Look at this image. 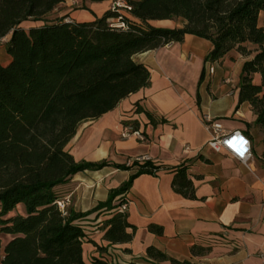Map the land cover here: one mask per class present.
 I'll return each instance as SVG.
<instances>
[{"label":"trees","instance_id":"1","mask_svg":"<svg viewBox=\"0 0 264 264\" xmlns=\"http://www.w3.org/2000/svg\"><path fill=\"white\" fill-rule=\"evenodd\" d=\"M67 0H0V41L11 35L6 53L11 62L0 65V264H86L83 245L90 243L89 213L57 205L56 189L77 173L113 167L137 172L95 211L111 213L101 229L112 245L132 241L135 227L119 210L135 178L159 169L149 161L131 166L76 162L66 146L79 127L113 111L122 101L150 84L148 68L134 56L181 44L186 36L209 41L205 62H218L231 52L247 61L240 77L239 104L248 103L256 126L264 135V0H126L127 15L110 10L92 22L49 23L46 17ZM86 4L114 0H76ZM182 20V28H158L152 23ZM118 21V22H117ZM42 22L26 29L24 23ZM123 25V26H122ZM259 76V83L255 77ZM199 102V99H198ZM136 112L142 113L136 105ZM152 126L166 123L144 112ZM131 125L137 129V123ZM173 191L196 199L187 167L174 170ZM117 198V203L113 204ZM22 207V214L15 212ZM99 228H96V231ZM130 231V232H129ZM149 231L161 234L150 226ZM9 240L2 245V238ZM210 248L194 245V258ZM146 258L156 264H191L177 261L153 247ZM90 264L118 263L106 257Z\"/></svg>","mask_w":264,"mask_h":264},{"label":"crops","instance_id":"2","mask_svg":"<svg viewBox=\"0 0 264 264\" xmlns=\"http://www.w3.org/2000/svg\"><path fill=\"white\" fill-rule=\"evenodd\" d=\"M75 4L76 0H67L50 14L58 13L56 19L50 21L48 15L46 23L60 22L63 16L65 22H92L110 10L111 2L96 9L89 4L91 12L83 10L79 15ZM10 37L0 41V49L5 51L0 60L3 67L11 62L6 53ZM212 49L209 41L186 36L181 44L134 56L135 62L148 68L149 86L98 120L82 124L66 146L76 162L127 166L145 158L159 167L153 174L135 178L127 192V221L135 227L128 244L112 245L104 239L101 226L113 215L95 209L108 200L110 191L136 174L135 167L80 172L56 189L59 198L69 197L68 210L89 213L84 221L91 233V242L83 245L86 264L101 257L118 263L156 264L146 258L149 247L191 264H264V135L255 124L251 106L239 104L240 77L247 60L231 52L218 62H205ZM209 65L215 68L212 75L207 71ZM259 80L256 76L255 81ZM136 105L166 123L150 125L144 112H136ZM205 115L220 122L224 132L239 131L250 140L248 166L207 146L211 134L203 124ZM132 122L137 123L135 130L143 133L145 141L122 137ZM181 166L187 167L193 182L194 200L172 189L174 170ZM18 208L22 214V207ZM150 226L160 228L161 234L150 232ZM194 245L211 252L194 258Z\"/></svg>","mask_w":264,"mask_h":264},{"label":"built area","instance_id":"3","mask_svg":"<svg viewBox=\"0 0 264 264\" xmlns=\"http://www.w3.org/2000/svg\"><path fill=\"white\" fill-rule=\"evenodd\" d=\"M132 10V7L126 0H114L111 1L110 11L119 15H127ZM118 22V21H117ZM123 26V25H122ZM2 41V40H1ZM208 74H214L215 68L213 65L208 66ZM203 124L205 129L211 134V139L207 143V146L214 152L225 151L233 159L239 163L248 166L252 159L251 142L250 140L239 131L224 132L222 125L217 120L205 115L203 117ZM133 136L139 141H145L143 133L139 130H135L132 126H127L122 133V137ZM188 147H185L184 151H188ZM147 160L145 158L137 160L138 163H144ZM127 166H131L128 164ZM124 195V201L119 205V210L122 213H127L130 205V200ZM55 204L59 211L66 215L68 212V206L70 205L69 197L59 198ZM264 260V258H262Z\"/></svg>","mask_w":264,"mask_h":264},{"label":"rangeland","instance_id":"4","mask_svg":"<svg viewBox=\"0 0 264 264\" xmlns=\"http://www.w3.org/2000/svg\"><path fill=\"white\" fill-rule=\"evenodd\" d=\"M94 9L96 8H101L104 6L103 3H100V4H94ZM86 7L89 9V4H86ZM75 11H78V15L81 14L80 12L82 11L81 10V4H75V6L73 7ZM58 13H55V14H52L50 15L48 18H50V21L56 19L55 18V15H57ZM64 18H66V16H63ZM49 21V20H48ZM184 22L182 20H176V21H168V22H163V23H160V22H154L152 23V25L156 26V27H168V28H176V27H180L182 26ZM41 26L40 23L38 22H27L26 24H24V27L26 29L30 28V27H39ZM5 56V51L3 49H0V60L3 61V58ZM256 83H259V81H255ZM261 133V132H260ZM262 134V133H261ZM21 209L20 208H17V210L15 212H12L9 214L8 217H12L14 216L16 213H20ZM9 240V237H3L2 238V245L5 246V244L7 243V241ZM3 256V249H0V260Z\"/></svg>","mask_w":264,"mask_h":264}]
</instances>
